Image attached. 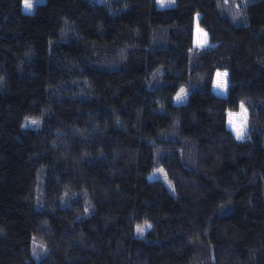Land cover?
I'll return each mask as SVG.
<instances>
[{
  "label": "trees",
  "instance_id": "16d2710c",
  "mask_svg": "<svg viewBox=\"0 0 264 264\" xmlns=\"http://www.w3.org/2000/svg\"><path fill=\"white\" fill-rule=\"evenodd\" d=\"M21 1L0 0V264H264V88L241 140L211 91L264 86V0Z\"/></svg>",
  "mask_w": 264,
  "mask_h": 264
},
{
  "label": "rangeland",
  "instance_id": "374dc122",
  "mask_svg": "<svg viewBox=\"0 0 264 264\" xmlns=\"http://www.w3.org/2000/svg\"><path fill=\"white\" fill-rule=\"evenodd\" d=\"M43 0H30L31 7H26L25 0L21 1V10L25 13H31L34 6L38 3H41ZM173 0H155V6L158 8L166 7L171 5ZM205 32L197 27L194 23L193 27V37L192 44L196 48H201L205 45L206 39L204 37ZM226 76H219L218 74H224ZM223 84L221 87L220 84ZM264 86L260 85H251L248 83L247 77L239 73H229V71H216L212 77L211 82V91L219 96L224 97L226 101V127L236 140H241L244 138L246 133V110L243 107L242 101L246 98H252L257 94H260ZM184 94H181V91L176 96V101H184ZM173 101L174 103H177ZM237 129H240L241 136L238 138ZM161 170H156L148 175V179H153L154 176L165 182V177ZM142 231H138V235H143L146 231V227L139 228Z\"/></svg>",
  "mask_w": 264,
  "mask_h": 264
},
{
  "label": "snow or ice",
  "instance_id": "6c2138e0",
  "mask_svg": "<svg viewBox=\"0 0 264 264\" xmlns=\"http://www.w3.org/2000/svg\"><path fill=\"white\" fill-rule=\"evenodd\" d=\"M25 5H26V7H29L30 8L31 7L30 0H25ZM204 37L206 39V34H204ZM221 75L226 76L227 74L226 73H224V74H218V77L221 76ZM220 86L222 87L223 84L221 83ZM181 94H183V89H181ZM237 136H238V138L241 136L240 129H237ZM138 231H142V229H138Z\"/></svg>",
  "mask_w": 264,
  "mask_h": 264
}]
</instances>
